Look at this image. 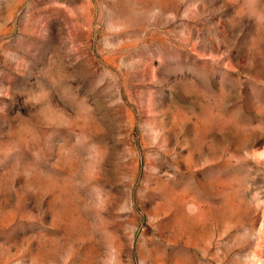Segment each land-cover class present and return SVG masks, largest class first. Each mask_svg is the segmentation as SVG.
Wrapping results in <instances>:
<instances>
[{
    "label": "rangeland",
    "instance_id": "1",
    "mask_svg": "<svg viewBox=\"0 0 264 264\" xmlns=\"http://www.w3.org/2000/svg\"><path fill=\"white\" fill-rule=\"evenodd\" d=\"M0 264H264V0H0Z\"/></svg>",
    "mask_w": 264,
    "mask_h": 264
}]
</instances>
